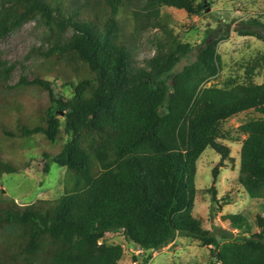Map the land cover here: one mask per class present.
<instances>
[{
    "label": "trees",
    "instance_id": "trees-1",
    "mask_svg": "<svg viewBox=\"0 0 264 264\" xmlns=\"http://www.w3.org/2000/svg\"><path fill=\"white\" fill-rule=\"evenodd\" d=\"M205 1H0V41L27 22L45 28L31 80L23 74L12 84L15 65L0 55V180L18 172L4 157L7 147L38 136L57 149L42 154L45 172L50 164L66 170L55 200L0 201V264H119L123 247L107 244L116 231L150 253L183 236L210 247L208 264H264V80L208 86L222 70L218 46L228 33L209 28L196 59L178 70L191 44L170 34L138 64L126 30L127 17L135 31L160 28L163 7L195 15ZM260 28L264 23L253 18L238 35L264 42ZM27 88L47 92L43 110L27 113L15 97ZM243 113L257 116L236 132L238 183L262 203V214L256 234L242 214L222 216L231 231L223 230L221 243L195 213L198 162L214 150L218 177L232 160L225 125ZM207 193L218 203L213 186Z\"/></svg>",
    "mask_w": 264,
    "mask_h": 264
},
{
    "label": "rangeland",
    "instance_id": "rangeland-1",
    "mask_svg": "<svg viewBox=\"0 0 264 264\" xmlns=\"http://www.w3.org/2000/svg\"><path fill=\"white\" fill-rule=\"evenodd\" d=\"M1 1V0H0ZM198 5L202 0H194ZM204 9L195 15L172 8L161 9L160 28L145 26L135 31V23L130 18L126 30L133 34L132 51L138 64L155 54L157 42L167 40L171 34L194 47L189 60L178 66L181 70L196 59L199 48L208 37L211 28L217 36L229 34L227 40L220 42L218 53L221 56L222 70L219 76L208 86L230 87L237 83L253 80L262 83L264 80V42L254 37H241L239 30L246 29V24L253 18L264 23V2L257 0H206ZM259 30L264 32V29ZM45 28L41 23L31 21L0 41V55L15 65L12 84H16L23 74L33 78L31 72L39 65L37 50L42 47ZM62 83L57 82L56 90L62 91ZM22 101L27 113L34 114L48 105V94L45 91L27 88L14 92ZM69 95V92L67 93ZM254 113H243L232 118L225 125L229 132L228 140L223 143L230 148L231 161H226L220 168L218 177L212 171L220 162V155L208 149L198 162L196 176L195 213L222 243V233L231 231L222 216L242 214L252 226V234L258 233L255 218L262 214V203L249 198L238 183L240 151L242 139H237V129ZM57 153V149L43 137H35L11 144L5 151V158L12 160L18 168L17 173L5 174L0 180V201L10 199L18 205H30L38 200H55L64 193L66 170L56 164L49 165L45 172L46 160L43 153ZM216 190L218 203L213 202L212 195L207 193L211 187ZM5 195H2V192ZM224 230V231H223ZM236 231H234L235 233ZM235 236V235H233ZM108 245H120L124 255L119 264H144V259L151 255L148 264H208L210 247L200 241L179 236L173 243L159 251L150 253L128 242L121 231L108 235Z\"/></svg>",
    "mask_w": 264,
    "mask_h": 264
}]
</instances>
